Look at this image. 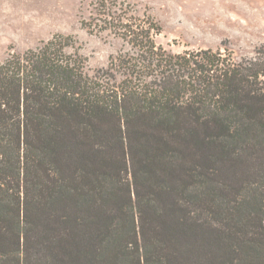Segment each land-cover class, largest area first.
<instances>
[{"label": "trees", "instance_id": "obj_1", "mask_svg": "<svg viewBox=\"0 0 264 264\" xmlns=\"http://www.w3.org/2000/svg\"><path fill=\"white\" fill-rule=\"evenodd\" d=\"M82 22L130 48L0 60V264H264V44L175 52L120 0Z\"/></svg>", "mask_w": 264, "mask_h": 264}, {"label": "rangeland", "instance_id": "obj_2", "mask_svg": "<svg viewBox=\"0 0 264 264\" xmlns=\"http://www.w3.org/2000/svg\"><path fill=\"white\" fill-rule=\"evenodd\" d=\"M120 1L131 8L133 14L154 18L162 27L158 42L175 52L222 48L236 55H252L256 47L264 44V0ZM93 2L0 0V60L11 53L36 48L55 34H64L74 39L69 51L86 59L89 72L107 67L112 56L130 46L111 31L91 32L83 25V19L91 14ZM228 178L230 188L218 193L232 199L234 179ZM215 250L220 255L228 252Z\"/></svg>", "mask_w": 264, "mask_h": 264}]
</instances>
